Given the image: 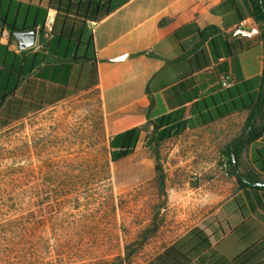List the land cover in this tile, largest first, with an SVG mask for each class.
I'll return each instance as SVG.
<instances>
[{
  "label": "crops",
  "instance_id": "crops-1",
  "mask_svg": "<svg viewBox=\"0 0 264 264\" xmlns=\"http://www.w3.org/2000/svg\"><path fill=\"white\" fill-rule=\"evenodd\" d=\"M34 29L35 45L22 46L16 34ZM262 32L248 0H0V127L97 91L116 125L111 155L129 151L115 162L148 155L160 138L214 125L243 132L250 114L243 105L256 101L262 87ZM224 74L233 77L229 88L222 87ZM261 143L244 149L243 170L257 168ZM196 226L221 264H264V188H241L236 180Z\"/></svg>",
  "mask_w": 264,
  "mask_h": 264
},
{
  "label": "rangeland",
  "instance_id": "rangeland-1",
  "mask_svg": "<svg viewBox=\"0 0 264 264\" xmlns=\"http://www.w3.org/2000/svg\"><path fill=\"white\" fill-rule=\"evenodd\" d=\"M112 119L91 91L0 127V264L119 263L128 251L125 264H143L235 189L224 150L242 130L210 126L115 162Z\"/></svg>",
  "mask_w": 264,
  "mask_h": 264
},
{
  "label": "trees",
  "instance_id": "trees-1",
  "mask_svg": "<svg viewBox=\"0 0 264 264\" xmlns=\"http://www.w3.org/2000/svg\"><path fill=\"white\" fill-rule=\"evenodd\" d=\"M249 15L252 16L262 26V33L264 38V0H248ZM239 106H236L238 108ZM243 108L249 109L250 114L247 118L244 131L242 135L234 139L226 146L224 154L227 155L230 164V174L236 178L239 187H256L264 188V75L262 77V87L260 94L256 101L251 100L250 104H244ZM246 136L247 139H243ZM262 139V143L255 149L253 162L257 166L248 170L241 168L240 155L244 149L250 144ZM163 138L158 140V144L163 142ZM148 144L153 143V140L147 141ZM129 151L123 152L120 156L111 155L113 161L127 156ZM233 154L237 158V166L233 162ZM157 178L161 188H165V177L162 167L159 163L156 165ZM160 223L153 227L147 228L143 235L141 243L144 244L154 234L158 232ZM208 250V254L205 253ZM210 253V254H209ZM130 251L126 254V259H122L119 263L107 264H125V261L131 260ZM221 264L223 258L218 252L212 248L209 236L199 226L191 228L182 238L167 247L163 252L156 255L146 264Z\"/></svg>",
  "mask_w": 264,
  "mask_h": 264
},
{
  "label": "water",
  "instance_id": "water-1",
  "mask_svg": "<svg viewBox=\"0 0 264 264\" xmlns=\"http://www.w3.org/2000/svg\"><path fill=\"white\" fill-rule=\"evenodd\" d=\"M259 31V29H254V30H246L243 29L242 32L246 33V34H254L257 33ZM17 37L20 39V44L22 46L25 47H31L34 46L36 43V30H31V31H27V32H18ZM127 55L119 57V60H123L126 59ZM243 139H247L246 136L243 137ZM233 162L235 164V166H237V158L235 156V154H233ZM264 183L260 182L258 183V185H262Z\"/></svg>",
  "mask_w": 264,
  "mask_h": 264
},
{
  "label": "built area",
  "instance_id": "built-area-1",
  "mask_svg": "<svg viewBox=\"0 0 264 264\" xmlns=\"http://www.w3.org/2000/svg\"><path fill=\"white\" fill-rule=\"evenodd\" d=\"M52 23H53V19L52 18H49L48 19V25H47V29L49 31H51V27H52ZM248 23V19H244L242 22H241V27H245ZM232 82H233V77L232 75L230 74H224L221 78V83H222V87L223 88H229L231 85H232Z\"/></svg>",
  "mask_w": 264,
  "mask_h": 264
}]
</instances>
